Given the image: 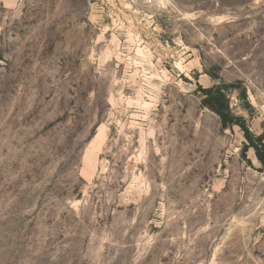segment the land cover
I'll return each mask as SVG.
<instances>
[{"label": "rangeland", "instance_id": "374dc122", "mask_svg": "<svg viewBox=\"0 0 264 264\" xmlns=\"http://www.w3.org/2000/svg\"><path fill=\"white\" fill-rule=\"evenodd\" d=\"M244 130L264 0H0V264H264Z\"/></svg>", "mask_w": 264, "mask_h": 264}, {"label": "trees", "instance_id": "16d2710c", "mask_svg": "<svg viewBox=\"0 0 264 264\" xmlns=\"http://www.w3.org/2000/svg\"><path fill=\"white\" fill-rule=\"evenodd\" d=\"M203 104L219 117L223 128L228 125L238 124L237 120H235L236 118L230 115L227 100L222 88L215 86L211 89L205 90ZM244 132L245 138L249 146L254 149L255 157L260 164L259 171L264 172V137L261 135L253 140L251 134L247 130H244Z\"/></svg>", "mask_w": 264, "mask_h": 264}]
</instances>
